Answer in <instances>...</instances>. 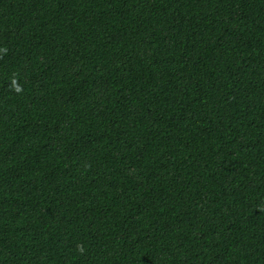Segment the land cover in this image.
<instances>
[{"label":"trees","instance_id":"1","mask_svg":"<svg viewBox=\"0 0 264 264\" xmlns=\"http://www.w3.org/2000/svg\"><path fill=\"white\" fill-rule=\"evenodd\" d=\"M0 264H264V0H0Z\"/></svg>","mask_w":264,"mask_h":264}]
</instances>
